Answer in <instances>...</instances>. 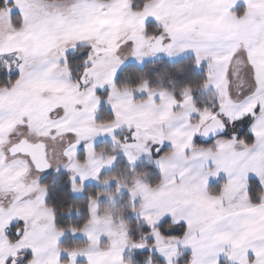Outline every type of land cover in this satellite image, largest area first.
<instances>
[{"label": "snow or ice", "instance_id": "obj_1", "mask_svg": "<svg viewBox=\"0 0 264 264\" xmlns=\"http://www.w3.org/2000/svg\"><path fill=\"white\" fill-rule=\"evenodd\" d=\"M220 7L227 8L226 15ZM129 23L137 35L126 39L119 28ZM101 37L104 43L97 47ZM109 41L116 58L127 45L140 63L146 48L169 60L192 58L194 66L185 75L203 77L201 88L212 90L215 104L194 108L195 123L191 113L151 128L129 119L119 107L122 98H112L126 65L109 68L104 83L97 84L98 65L111 60ZM72 89L90 103L71 109L35 103ZM105 93L104 100L91 102ZM127 100L134 102L135 94ZM175 106L183 109V99ZM106 108L112 119L98 120ZM84 124L89 134L81 137L77 129ZM123 129L128 134L121 139ZM101 135L111 138L117 154L98 169L74 172L69 151L77 159L87 157ZM0 137L6 141L0 145V202L7 209L39 206L34 191H22L28 185L19 173L59 175L49 152L55 154L66 138L60 155L69 175L58 194L75 191L77 179L81 185L99 182L104 167L121 161L133 173L144 165L159 177L157 185L148 182L147 192L141 186L137 194L133 185L123 190L131 216L144 224L146 244L136 245L137 264H146L145 257L151 264L153 254L160 264H264V0H229L223 6L216 0H0ZM28 149H41L44 164ZM115 186L119 191L118 181ZM88 211L91 218V207ZM13 218L28 223L23 215ZM9 223L18 245L27 232L22 236L21 228ZM169 224L175 226L168 230ZM52 225L37 228L50 243L28 245L31 251L22 258L21 248L0 246V264H31L33 257L39 264H62L60 240L69 233L55 231L54 214ZM157 233L168 241L165 246ZM111 234V224L100 231ZM44 253L49 257L42 258Z\"/></svg>", "mask_w": 264, "mask_h": 264}, {"label": "rangeland", "instance_id": "obj_2", "mask_svg": "<svg viewBox=\"0 0 264 264\" xmlns=\"http://www.w3.org/2000/svg\"><path fill=\"white\" fill-rule=\"evenodd\" d=\"M126 1V0H125ZM218 6L227 5L229 0H216ZM222 15L227 14L226 7H220L219 9ZM255 11V10H253ZM243 9L240 10L242 14ZM251 15V13H250ZM131 26L133 32H129L125 30V27ZM119 31L124 35L126 39H130L131 37L137 35V30L135 26L131 23L127 24V26H122L119 28ZM104 43V38L101 37L99 41L96 42V46L100 47ZM109 45V53L108 55L111 57V60H105L100 65H98V70L96 73L97 77V84L104 83V78L108 75L109 68L118 67L121 64L127 65L128 62L137 63V64H144L148 60H153L156 58H167L165 55H157L153 56L151 54V50L144 49V54L140 57L143 60L140 63L137 60H133V56L136 55V50L134 48H129L127 45H124L119 52V58H116L113 55L114 52V42L109 41L107 42ZM188 56H184L185 58ZM95 58V57H94ZM168 59V58H167ZM170 61H176L170 60ZM205 92H211L212 90L209 89ZM135 94V100L132 103H129L127 97H131ZM117 96L121 97L122 99L119 101V107L122 110V114L127 115L129 119L137 120L141 122L142 126L145 127H154L158 126L163 123H167L168 121H174L177 117H182L186 113H191L193 117V123L196 122L198 117H196L195 112L193 111L194 108H197L193 103V97L190 90L184 92V107L181 109L179 106L176 105V100L174 99L173 95L165 90H158V89H150L148 84H144L138 87L135 90L132 89H122L116 90L113 93V99ZM144 97V98H143ZM163 98V99H161ZM101 100L99 96L92 97L91 102L99 103ZM39 105V107H47V106H55L57 104H63L65 107L71 109L74 105L84 103L88 104L90 101L87 98H82L80 94L76 93L74 89L72 90H58L51 93L48 100L37 101L35 102ZM175 106V107H174ZM57 112H62V109H57ZM55 115V114H54ZM99 113H97L96 118H98ZM123 118V116H122ZM183 123V121H179ZM67 129V126L61 129L64 131ZM158 130V129H157ZM80 133V136L83 137L89 134V129L86 124L81 125L80 128L77 129ZM24 134V130H20V135ZM127 129H123L119 135L121 139H123L124 135H127ZM6 141L4 138L0 137V145L5 143ZM89 143L93 142L91 140L87 141ZM68 143L66 138H61L58 142L57 151L55 154L49 152V157L51 158V162L53 164V169L56 167L61 168V172L64 171L63 165L65 163L63 157L60 155V150L63 144ZM95 144V151L89 152L87 157L82 156V154L77 159L75 153L70 150V163L73 167L74 172H78L80 170L89 171L92 169H98L101 165H106L111 162L112 156L117 154L113 152V145L111 138L108 136H96L94 139ZM84 160L85 163H81ZM115 166V165H114ZM113 166V167H114ZM113 167H104V170L100 172L99 182L94 180H90L87 184L81 185L79 179H77L75 183V191L73 193L78 196H83L85 194V186L86 185H95L101 186L105 191L103 194L99 195L96 199L91 201V219L89 223L84 227L82 231L70 230L65 233H71L72 231H76L78 234L76 236H71L75 238H83L88 241L90 253H94L96 249L99 247L105 248L107 250H112L111 253L116 254L119 257V260L123 259V264H129L126 261L127 253L135 250H140L136 245H145L144 242H134L130 240L129 236V228L125 222V215L131 214L128 209L131 207L129 199L124 194V189L128 185H133L132 191L137 192L139 194L141 190V186H143V190L145 192L149 191L148 189V182L146 178H142L141 176H136L134 179H129L127 177H123L121 180H112V181H101V175L111 170ZM65 172V171H64ZM130 173V172H129ZM133 172L129 174L132 175ZM20 176L25 179V183L28 185L27 188L22 186V191H34L35 196H39L40 202L38 207H25L23 209H7L3 202H0V246H3L5 251H8L9 248L19 247L23 251L20 254V258L23 257V252L31 251V248L28 245H35L40 246L39 241L41 239H48L43 233L38 232V227L52 229V210L46 206V199L47 192L46 188L42 186L41 181L44 179L43 173L36 174L33 173L32 175H28L27 173L21 171ZM119 182L120 190L116 188V183ZM111 198V199H110ZM28 199V197H26ZM111 200L115 201V204L111 202ZM0 201H2V195H0ZM97 204L99 205L97 207ZM137 212L140 211V208L136 209ZM18 215H23L25 218L28 219V223L25 224L24 220H17L13 217ZM136 218V217H135ZM158 219V217H154L153 220ZM15 223L18 228H21V235L24 236L25 231L27 235L24 236L23 241L20 244L12 243L11 239L9 238L10 233V222ZM143 224V221L140 222ZM111 224L112 226V234L111 238L108 235H100V231L104 228L105 225ZM56 232L59 231L55 226ZM81 232H87L88 236L81 235ZM68 235V234H67ZM66 236V235H65ZM64 236V237H65ZM89 237L91 239H89ZM158 242L160 239L162 240L163 237L157 233ZM49 240V239H48ZM64 251V250H63ZM75 251V250H74ZM81 255L82 252H76L72 255ZM72 259V257H71ZM80 264H83L80 261ZM94 264V263H92ZM122 264V263H121Z\"/></svg>", "mask_w": 264, "mask_h": 264}, {"label": "trees", "instance_id": "obj_3", "mask_svg": "<svg viewBox=\"0 0 264 264\" xmlns=\"http://www.w3.org/2000/svg\"><path fill=\"white\" fill-rule=\"evenodd\" d=\"M64 1L70 0H54V2ZM193 66L194 60L190 57L181 58L176 61H170L162 57L148 60L142 65L129 63L123 67V75L117 82L119 85L118 89L135 90L144 84H148L150 89L165 90L171 93L176 101L181 99L184 100V92L190 90L194 98L193 103L197 108H212L216 101L211 92L202 90L201 85L203 77L185 75L190 73ZM181 76H184V78L180 79L179 77ZM189 85L191 87H188ZM106 96L107 93H105V96H99V99L102 101ZM97 119L107 122L112 119V116L106 108L104 111L99 112ZM82 156H84V154H82ZM81 163H85L84 160H82ZM129 172L131 173L132 171L129 170L127 163L121 161L111 170L104 172L101 175V181L121 180L123 177L132 180L136 176H141L142 178H146L147 182L150 181L152 185H157L159 182L158 176L148 173L147 166L139 165L136 171L130 176ZM68 175L69 173L63 171L60 172L59 175L54 173L52 177L47 179L44 178L41 181L42 186L46 188L47 192L45 203L55 215V226L59 231H82L91 219L88 211L89 207H91L89 197H92V200L96 199L99 195L103 194L105 190L101 186L86 185L84 187L85 194L83 196L75 195L70 188L64 189L58 194L57 189L66 184ZM262 195L263 194H261V196ZM123 199L129 198L123 197ZM124 219L129 228L130 240L140 243L144 242L146 244L145 240L142 238L144 224L139 223L138 225L137 218L132 217L131 214H126ZM174 226L173 224H169L167 229L170 230ZM9 238L12 241L10 233ZM12 243H14V241H12ZM60 246L62 250L71 252L74 250L87 249L89 243L83 238H75L68 234L62 239ZM139 251L140 250H135L127 253L126 261L129 264H137L135 257ZM62 260L66 262L68 259L67 257H63ZM145 262L147 264V257H145ZM151 264H160V260L156 254L152 255Z\"/></svg>", "mask_w": 264, "mask_h": 264}, {"label": "crops", "instance_id": "obj_4", "mask_svg": "<svg viewBox=\"0 0 264 264\" xmlns=\"http://www.w3.org/2000/svg\"><path fill=\"white\" fill-rule=\"evenodd\" d=\"M68 2H70V1H64V2H60V3H68ZM125 3H126V1H125ZM125 26H127V25H125ZM125 30H127L129 32H133V29L131 28L130 25L127 28L125 27ZM262 197H264V194L262 195ZM52 217H53V215H52ZM61 242H62V240H60V245H61ZM39 243H41V244H39L40 246H43V245L49 244L50 240L41 239L39 241ZM167 243H168V241H166L164 238L162 240L160 239L159 244L161 247L165 246ZM61 252H62V255H61L62 264H80V261H82L83 264H89V256H91L92 263H94V264H121V263L123 264V259L119 260V257H117L116 254L111 253L112 250H107V249L101 248V247L96 249L94 253H90L89 248L84 249V250H75V251H71V252H66V251H63L61 249ZM76 252H82V254L81 255H78V254L72 255ZM69 254H71V255H69ZM49 255H50L49 253H44L42 258H48ZM63 257H67L68 260L66 262H64L62 260ZM71 257H72V259H71ZM73 257L75 258L74 262H73ZM39 259L40 258L33 257L31 264H39Z\"/></svg>", "mask_w": 264, "mask_h": 264}, {"label": "water", "instance_id": "obj_5", "mask_svg": "<svg viewBox=\"0 0 264 264\" xmlns=\"http://www.w3.org/2000/svg\"><path fill=\"white\" fill-rule=\"evenodd\" d=\"M33 151L34 155L36 156L38 162L43 165L44 164V156L43 151L41 149H28Z\"/></svg>", "mask_w": 264, "mask_h": 264}]
</instances>
